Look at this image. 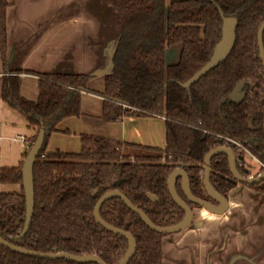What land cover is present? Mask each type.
<instances>
[{
    "label": "trees",
    "instance_id": "trees-1",
    "mask_svg": "<svg viewBox=\"0 0 264 264\" xmlns=\"http://www.w3.org/2000/svg\"><path fill=\"white\" fill-rule=\"evenodd\" d=\"M116 13L120 36L105 78L103 119L116 122L130 115L163 117L167 121L165 149L81 135L77 153L47 151L59 122L81 116L82 92L89 91L88 75L14 71L2 72L0 97L21 114L31 135L26 137L19 165L0 170L1 185H18V192L0 193V237L30 251L74 256L94 255L104 264H119L129 241L104 229L94 217L101 197L123 194L156 227L180 224L184 211L172 199L167 183L173 170H184L190 194L214 203L203 187L204 158L217 148L231 149L238 173L247 177L242 154L264 166V67L258 30L264 23V0H105ZM7 0H0V59L5 68ZM223 17L236 20L230 53L188 87V81L212 57L221 39ZM264 49V32L262 35ZM176 63H166L169 49ZM5 73V72H4ZM38 77V98L20 95L21 74ZM240 86V87H239ZM238 88V96L232 97ZM39 139V140H38ZM38 143L31 160L29 181L33 210L27 230L23 162ZM236 145L243 147L238 158ZM209 183L227 200L238 184L228 157L210 160ZM183 196L181 178L174 182ZM264 196V179L245 185ZM155 198V199H154ZM101 220L132 235L136 252L127 264H161L162 241L168 234L145 225L118 197L100 208ZM0 264H97L47 259L16 253L0 245Z\"/></svg>",
    "mask_w": 264,
    "mask_h": 264
},
{
    "label": "crops",
    "instance_id": "crops-1",
    "mask_svg": "<svg viewBox=\"0 0 264 264\" xmlns=\"http://www.w3.org/2000/svg\"><path fill=\"white\" fill-rule=\"evenodd\" d=\"M170 1L166 0L167 6ZM7 3L6 71H2L5 76L8 72L25 70L45 75H88L89 91L100 94L93 99L94 110L83 106L88 115L81 112V116H87L86 122L75 121V117L59 122L57 132L49 138L47 151L79 152L80 135L87 133L114 142L166 148L167 121L163 117L130 115L116 122L103 119L105 78L112 72V57L120 36L116 13L105 0H7ZM165 61L176 63L177 51L169 49ZM20 95L36 101L38 77L21 74ZM30 133L24 117L0 97V170L19 165L23 152L19 138ZM239 166L248 178L258 177L264 169L248 152L242 154ZM19 190L18 185L0 184V193ZM226 201L228 208L222 214L192 208L190 224L163 238L161 264H264V196L238 184ZM214 205L218 206L216 202Z\"/></svg>",
    "mask_w": 264,
    "mask_h": 264
},
{
    "label": "water",
    "instance_id": "water-1",
    "mask_svg": "<svg viewBox=\"0 0 264 264\" xmlns=\"http://www.w3.org/2000/svg\"><path fill=\"white\" fill-rule=\"evenodd\" d=\"M235 27H236V20L233 17H223V24H222V33H221V39L217 43V45L214 48L212 57L210 60L196 73L194 74L188 81L185 83L181 84L182 87H188L191 84L195 83L197 80H199L202 76H204L207 72H209L212 68L216 67L223 59L227 57V55L230 53L234 40H235ZM264 32V23L261 25V27L258 30V45H259V51H260V58L262 61V65L264 67V49H263V44H262V35ZM1 56V55H0ZM2 74V66H1V59H0V75ZM240 87V86H239ZM233 90L232 92V97H237L238 96V88ZM39 140V139H38ZM38 146V143H35V145L31 148L29 152V156L27 157L24 166H23V180H22V186L24 189V194H25V201H26V222H25V227H24V232L27 230L28 224L31 219L32 215V210H33V199H32V191H31V186H30V181H29V173H30V165H31V160L34 157L35 150ZM219 154H225L228 157V162H229V169L230 173L233 177V179L243 185H250L254 184L257 182H260L261 180L264 179V169L261 175L255 178H244L242 177L237 170V164H236V157L235 154L231 149H226V148H217L209 153L204 158L205 162V167H204V179H203V187L205 193L214 201L217 203L218 206H213L212 204L210 205L209 202L197 199L193 197L188 189L187 185V177L182 169H175L172 171L168 178V189L170 191L172 199L175 201V203L184 211L185 213V218L184 220L175 226L168 227V228H159L154 226L148 218L145 216V214L135 208L129 200L121 193L116 192V191H111L106 194H104L101 199L98 201L95 209H94V217L96 221L106 230L109 232L119 235L122 237H125L129 243H130V248L128 253L125 255V257L121 260L119 264H127L130 259L133 257V255L136 252V241L132 237L131 234L118 230L113 228L112 226L106 224L104 221L101 220V217L99 215V210L101 206L110 198L112 197H118L122 200V202L125 204L126 207H128L130 210L133 212L137 213L139 217L141 218L142 222L147 225L149 228L152 230L163 233V234H173V233H178L185 229L191 222V208L177 195L175 192V186L174 182L176 177L181 178V189L183 192V196L185 199L194 204L197 205L198 207L204 208L205 210L214 213V214H222L224 213L227 208V201L219 196L211 187L209 183V175L211 171L210 167V160L212 157L219 155ZM155 199V198H154ZM0 245L10 249L16 253H20L23 255L27 256H33V257H40V258H47V259H66V260H71L73 262L77 263H85V262H94L97 264H104L103 261L94 255H87V256H74L71 254H66V253H59V254H45V253H40V252H35V251H30L24 248L16 247L9 242L3 240L0 237Z\"/></svg>",
    "mask_w": 264,
    "mask_h": 264
},
{
    "label": "rangeland",
    "instance_id": "rangeland-1",
    "mask_svg": "<svg viewBox=\"0 0 264 264\" xmlns=\"http://www.w3.org/2000/svg\"><path fill=\"white\" fill-rule=\"evenodd\" d=\"M95 92V91H94ZM96 93H98V92H96ZM102 93V92H101ZM91 94V93H90ZM90 94H87V93H83L82 92V95H81V112L84 114V115H88L87 113H85V112H83V106L85 107V108H88V109H90V110H94L95 109V102L93 101V99H97L98 98V96L97 95H90ZM87 97H89L90 99H88L87 100ZM74 120L75 121H79V122H86L87 121V116H79V118H74ZM86 126V129L87 130H92L88 125H85ZM83 133H85V132H83ZM91 133H87V134H81V135H88V136H92V137H95V138H101V137H98V136H93V135H90ZM29 135H31V133L29 134ZM80 135V136H81ZM25 139H26V137H24ZM56 150H59V149H55V151ZM59 151H61V150H59ZM25 151H23L22 152V155H23V153H24ZM62 152H65V151H62ZM69 153V152H68ZM72 153H77V152H72ZM29 156V155H28ZM27 156V157H28ZM27 159V158H26ZM26 159H25V161H26ZM25 161L23 162V165H24V163H25ZM213 205L214 206V203H210V205Z\"/></svg>",
    "mask_w": 264,
    "mask_h": 264
},
{
    "label": "built area",
    "instance_id": "built-area-1",
    "mask_svg": "<svg viewBox=\"0 0 264 264\" xmlns=\"http://www.w3.org/2000/svg\"><path fill=\"white\" fill-rule=\"evenodd\" d=\"M19 139L21 140V142H22L23 145H24L25 138H24L23 136H21ZM234 148H236V150H237V155H238V156H239L242 152H244V151H243V147H241L240 145H236ZM239 165H240V163H239ZM261 165H262V164H261ZM262 167H264V166L262 165Z\"/></svg>",
    "mask_w": 264,
    "mask_h": 264
}]
</instances>
